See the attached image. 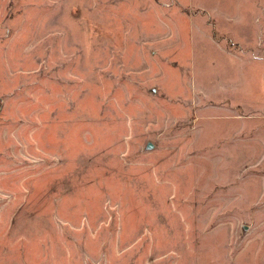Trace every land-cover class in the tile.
<instances>
[{
  "label": "rangeland",
  "instance_id": "1",
  "mask_svg": "<svg viewBox=\"0 0 264 264\" xmlns=\"http://www.w3.org/2000/svg\"><path fill=\"white\" fill-rule=\"evenodd\" d=\"M0 264H264V0H0Z\"/></svg>",
  "mask_w": 264,
  "mask_h": 264
},
{
  "label": "water",
  "instance_id": "2",
  "mask_svg": "<svg viewBox=\"0 0 264 264\" xmlns=\"http://www.w3.org/2000/svg\"><path fill=\"white\" fill-rule=\"evenodd\" d=\"M148 148H151V145H149Z\"/></svg>",
  "mask_w": 264,
  "mask_h": 264
}]
</instances>
